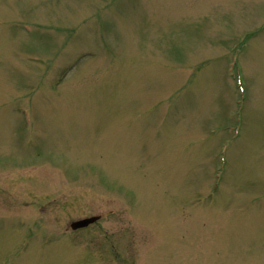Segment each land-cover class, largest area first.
<instances>
[{"label":"rangeland","instance_id":"rangeland-1","mask_svg":"<svg viewBox=\"0 0 264 264\" xmlns=\"http://www.w3.org/2000/svg\"><path fill=\"white\" fill-rule=\"evenodd\" d=\"M0 264H264V0H0Z\"/></svg>","mask_w":264,"mask_h":264},{"label":"water","instance_id":"water-1","mask_svg":"<svg viewBox=\"0 0 264 264\" xmlns=\"http://www.w3.org/2000/svg\"><path fill=\"white\" fill-rule=\"evenodd\" d=\"M98 218H99L98 216H91V217L84 218L81 220L73 221L70 223V228L71 229H77V228L84 227V226L96 221Z\"/></svg>","mask_w":264,"mask_h":264},{"label":"flooded vegetation","instance_id":"flooded-vegetation-1","mask_svg":"<svg viewBox=\"0 0 264 264\" xmlns=\"http://www.w3.org/2000/svg\"><path fill=\"white\" fill-rule=\"evenodd\" d=\"M86 228V227H85ZM81 229H84V228H80V229H77V230H74V231H79V230H81Z\"/></svg>","mask_w":264,"mask_h":264}]
</instances>
